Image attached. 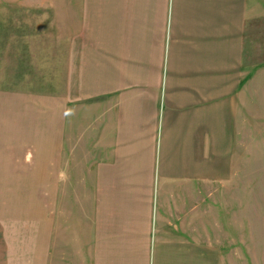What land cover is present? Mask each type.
I'll use <instances>...</instances> for the list:
<instances>
[{
  "label": "crops",
  "instance_id": "0c3cea01",
  "mask_svg": "<svg viewBox=\"0 0 264 264\" xmlns=\"http://www.w3.org/2000/svg\"><path fill=\"white\" fill-rule=\"evenodd\" d=\"M80 5L63 96L0 121V264H225L215 193L264 0Z\"/></svg>",
  "mask_w": 264,
  "mask_h": 264
},
{
  "label": "rangeland",
  "instance_id": "374dc122",
  "mask_svg": "<svg viewBox=\"0 0 264 264\" xmlns=\"http://www.w3.org/2000/svg\"><path fill=\"white\" fill-rule=\"evenodd\" d=\"M80 4L0 0V121L16 112L18 95L26 103L34 94L63 96L66 39L79 28ZM259 43L250 49L243 79L232 174L215 193L216 240L225 264H264V39ZM57 192L63 197L72 191ZM75 249L54 254L53 264H80Z\"/></svg>",
  "mask_w": 264,
  "mask_h": 264
}]
</instances>
